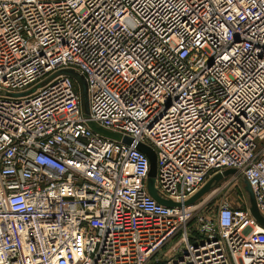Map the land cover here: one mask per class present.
<instances>
[{
  "label": "built area",
  "instance_id": "1",
  "mask_svg": "<svg viewBox=\"0 0 264 264\" xmlns=\"http://www.w3.org/2000/svg\"><path fill=\"white\" fill-rule=\"evenodd\" d=\"M238 176L264 218V0H0V264H264Z\"/></svg>",
  "mask_w": 264,
  "mask_h": 264
},
{
  "label": "water",
  "instance_id": "2",
  "mask_svg": "<svg viewBox=\"0 0 264 264\" xmlns=\"http://www.w3.org/2000/svg\"><path fill=\"white\" fill-rule=\"evenodd\" d=\"M59 73L66 74V75L70 76L76 82V84L78 86V91H79L81 112H82V115L85 118H87L88 117V100H87L86 82H85L84 77L82 75L76 73L75 71L71 70V69L61 70V71H58L56 74H59ZM87 125L94 132H96L102 136H105L107 138L116 139V140H119V139L125 140V138H122L121 135H119L117 133L110 132L108 130H105V129L101 128L100 126H98L93 121L88 120ZM139 148L143 152H145V154L148 156L149 162H150V168H149L148 179H147V188H148L149 194L156 201H158L159 203H161L163 205H166V206L177 205L176 203H174L170 200H166V199L161 198L157 194L156 189L154 188V176H155V155H154V152L151 148H149L147 146L140 145ZM235 172H236L235 169H227L221 174L214 175L205 183V185L199 191H197L191 198H189L185 202V204L194 203L195 201H197L203 195H205L206 193H208L210 191L213 182L220 180L222 178V176L233 174ZM244 190L246 191V193L248 195L249 210H250L251 214L255 217V219L261 225L264 226V218L260 215V213L256 207V203H255L253 193H252L251 188H250V186L246 180H244Z\"/></svg>",
  "mask_w": 264,
  "mask_h": 264
},
{
  "label": "rangeland",
  "instance_id": "3",
  "mask_svg": "<svg viewBox=\"0 0 264 264\" xmlns=\"http://www.w3.org/2000/svg\"><path fill=\"white\" fill-rule=\"evenodd\" d=\"M238 195L241 197V202L239 206L244 205V202L248 199V195L244 190V180L241 176H238L235 185L228 189L224 195H216L215 197L208 200L207 207L209 210H216L217 204L222 196L226 197L228 200L236 202Z\"/></svg>",
  "mask_w": 264,
  "mask_h": 264
}]
</instances>
